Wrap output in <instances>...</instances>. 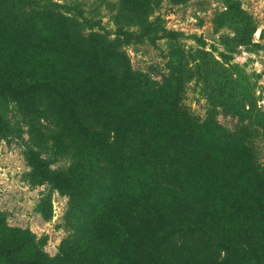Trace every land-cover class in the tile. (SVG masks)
I'll list each match as a JSON object with an SVG mask.
<instances>
[{"label": "trees", "instance_id": "1", "mask_svg": "<svg viewBox=\"0 0 264 264\" xmlns=\"http://www.w3.org/2000/svg\"><path fill=\"white\" fill-rule=\"evenodd\" d=\"M161 1L118 0L112 14L118 39L128 44L161 38L157 22L148 20L151 7ZM79 5L0 0V51L15 56L19 41L62 55L61 43L67 41L73 50L65 56L68 65L78 64L62 74L79 82L71 89L61 78L22 75L0 62V89L10 91L35 119L46 120L53 154L70 158L68 167L51 170L38 151L27 154L35 182H51L69 195L74 231L51 258L33 232L8 226L0 214V264H264V164L251 140L213 120L190 121L183 134L176 132L168 119L182 88L181 69L174 67L162 85L133 70L117 40L83 32L101 23L87 18ZM61 8L77 11L78 17H66ZM224 25L238 42L254 31L251 19L231 8ZM103 79L118 88L108 115L97 94L89 96L102 89ZM123 99L138 104L136 117L130 119ZM215 99L242 119L249 106L250 125L264 134V114L234 87L221 83ZM149 111L154 119L145 125ZM135 129L144 147L135 142ZM7 130L0 113V133ZM250 130L242 125L239 132ZM138 149L142 160L131 154Z\"/></svg>", "mask_w": 264, "mask_h": 264}, {"label": "rangeland", "instance_id": "2", "mask_svg": "<svg viewBox=\"0 0 264 264\" xmlns=\"http://www.w3.org/2000/svg\"><path fill=\"white\" fill-rule=\"evenodd\" d=\"M46 1L58 5L80 4L87 18L101 23V28L94 26L89 29L86 26L83 32H97L111 41L117 40L131 68L149 75L158 85L164 83L174 67L181 69L184 76L182 88L171 103L169 111L173 114L168 119L176 132L183 134L190 121L203 123L213 120L243 139L249 138L256 149L258 162L264 164V134L250 125L249 106H245V118L242 119L224 111L215 99L221 83L225 82L228 88L236 89L238 97L245 98L246 104L249 102L264 114V0H162L159 5L151 7L148 16V20L157 22L162 37L155 41L133 40L128 44L118 39L117 25L112 19L116 12L113 7L118 0ZM230 8L244 12L253 23L252 34L242 35L240 42L235 39V31L224 25V14ZM59 10L66 17H78L75 10ZM164 31L176 32L177 36L171 38ZM199 37L205 40V45L199 43ZM61 46L62 55L45 54L33 44L24 45L17 41L15 56L6 57L5 52L0 51V62L5 60L7 67L22 75L39 73L45 77L61 78L75 89L79 85L77 78H66L62 72L78 63L68 65L65 56L71 55L72 47L67 41ZM94 78L98 76L94 74ZM101 88L92 89L89 96L97 94L95 100L100 99L98 105L108 115L111 113V93L117 87L103 79ZM80 98L84 99V95ZM121 105L129 110L130 119L136 117L133 114L137 112L138 104L133 99H123ZM149 108L153 109L152 106ZM0 113L8 125V130L0 133V214L8 226L33 232L44 252L53 258L59 253L62 243L74 236L71 200L51 182L33 180L27 154L30 150L38 151L40 157L49 162L51 170L68 167L70 158L53 154V139L46 133L47 121L35 119L33 113L21 106L6 89H0ZM150 114L151 111L144 117L145 125L154 119L148 118ZM242 125L251 127L246 135L239 132ZM138 131L135 129L133 134ZM135 142L141 143V138L135 137ZM140 145L145 146L144 143ZM150 153L144 152L145 157ZM131 154L143 159L139 149L131 151ZM241 174L242 171L240 177ZM144 230L148 234L147 226Z\"/></svg>", "mask_w": 264, "mask_h": 264}, {"label": "water", "instance_id": "3", "mask_svg": "<svg viewBox=\"0 0 264 264\" xmlns=\"http://www.w3.org/2000/svg\"><path fill=\"white\" fill-rule=\"evenodd\" d=\"M204 37H206V38H207L208 36H207V35H205Z\"/></svg>", "mask_w": 264, "mask_h": 264}]
</instances>
